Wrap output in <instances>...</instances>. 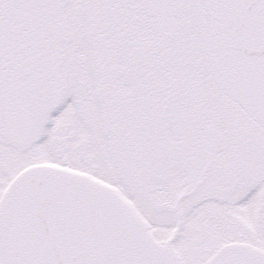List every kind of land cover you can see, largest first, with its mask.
I'll list each match as a JSON object with an SVG mask.
<instances>
[{
	"label": "snow or ice",
	"instance_id": "snow-or-ice-1",
	"mask_svg": "<svg viewBox=\"0 0 264 264\" xmlns=\"http://www.w3.org/2000/svg\"><path fill=\"white\" fill-rule=\"evenodd\" d=\"M0 264H264V0H0Z\"/></svg>",
	"mask_w": 264,
	"mask_h": 264
}]
</instances>
